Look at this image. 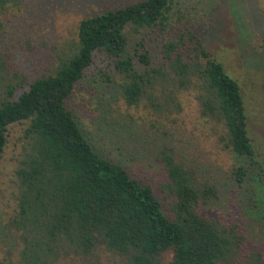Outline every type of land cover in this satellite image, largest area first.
Returning <instances> with one entry per match:
<instances>
[{
	"label": "trees",
	"instance_id": "trees-1",
	"mask_svg": "<svg viewBox=\"0 0 264 264\" xmlns=\"http://www.w3.org/2000/svg\"><path fill=\"white\" fill-rule=\"evenodd\" d=\"M17 2L0 0V12ZM176 2L139 0L84 17L77 38L58 54L49 73L29 80L17 96L14 88L20 82L6 85L0 96V157L10 126L24 125L14 170L19 194L15 224L22 226L28 242L22 264H57L60 254V264L72 262L71 252L84 264H98L103 252L117 264H162L168 251L171 258L165 264H264V250L247 249L236 216L201 214L200 207L217 191L180 162L171 147L156 154L168 178L163 187L169 197L163 202L149 183L97 153L68 107L94 56L105 55L127 105L146 98L157 117L168 119L181 111V94L193 92L201 117L220 132L224 147L248 166L256 164L264 180L240 86L190 29L171 33L169 12ZM177 18L182 19L180 10ZM3 27L0 22V35ZM157 31L164 38L163 62L141 70L136 60L150 63L145 35ZM190 52L194 56L186 58ZM246 174L247 167L234 165L238 186Z\"/></svg>",
	"mask_w": 264,
	"mask_h": 264
},
{
	"label": "rangeland",
	"instance_id": "rangeland-1",
	"mask_svg": "<svg viewBox=\"0 0 264 264\" xmlns=\"http://www.w3.org/2000/svg\"><path fill=\"white\" fill-rule=\"evenodd\" d=\"M135 1L139 0H18L0 12L4 25L0 35V96L7 84L20 82L14 88L17 96L29 80L49 73L58 54L77 38L82 18ZM178 10L182 14L179 20ZM169 15L174 26L171 33L180 27L190 29L240 86L255 160L264 164V0H177ZM163 40L159 31L145 35L150 63L146 66L136 60L139 69L163 62ZM193 56L192 52L186 54V58ZM111 74L110 60L96 54L67 102L95 151L149 183L165 202L169 193L163 184L168 178L156 154L163 146L171 147L180 162L192 166L198 178L217 191L215 198L200 207L201 214L236 216L247 249L264 250V180L258 166H248L246 159L234 158L224 147L220 132L201 117L193 92L184 91L181 111L164 119L153 113L146 98L137 106L127 105ZM23 127L19 123L10 126L0 157V264H22L28 246L22 226L15 224L19 194L14 170L24 143ZM238 163L247 167L242 186L232 177ZM69 255L75 260L63 264H84L80 256ZM61 258L60 254L57 264ZM170 258L171 252L163 254L162 264ZM98 264L117 263L103 252Z\"/></svg>",
	"mask_w": 264,
	"mask_h": 264
}]
</instances>
